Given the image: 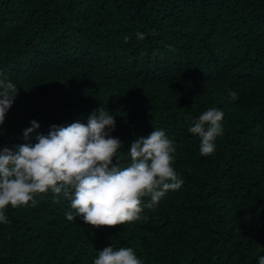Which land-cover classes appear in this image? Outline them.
Instances as JSON below:
<instances>
[{"label":"trees","instance_id":"16d2710c","mask_svg":"<svg viewBox=\"0 0 264 264\" xmlns=\"http://www.w3.org/2000/svg\"><path fill=\"white\" fill-rule=\"evenodd\" d=\"M0 79L18 87L0 149L25 143L33 120L48 135L103 106L121 167L134 140L162 129L183 180L116 227L67 220L70 200L51 191L34 207L9 205L0 264H94L108 246L133 248L143 264L264 256V0H0ZM212 107L223 135L202 156L188 128Z\"/></svg>","mask_w":264,"mask_h":264},{"label":"clouds","instance_id":"9594fccd","mask_svg":"<svg viewBox=\"0 0 264 264\" xmlns=\"http://www.w3.org/2000/svg\"><path fill=\"white\" fill-rule=\"evenodd\" d=\"M144 38L145 34L138 33V39ZM17 95L14 82L0 79V126ZM229 97L238 99L231 90ZM223 118L222 110L208 108L188 128L200 138L202 156L215 152V141L223 135ZM31 125L23 133L25 143L0 149V223H8L9 205L15 208L31 202L34 207L38 194L51 191L54 198L62 195L70 200L75 215L66 212L67 220L79 217L94 228L116 227L140 218L142 198L158 203L169 190L183 184L172 167L176 145L162 129L134 140L128 151L130 164L121 167L117 154L123 144L111 135L115 116L103 106L92 112L86 124L53 125L48 135L36 132L40 125L35 120ZM33 133L35 143L31 142ZM94 264L143 262L131 247L108 246L98 251ZM258 264H264V256Z\"/></svg>","mask_w":264,"mask_h":264}]
</instances>
